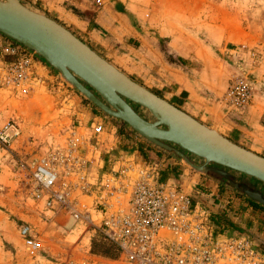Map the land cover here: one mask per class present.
<instances>
[{"label": "rangeland", "instance_id": "1", "mask_svg": "<svg viewBox=\"0 0 264 264\" xmlns=\"http://www.w3.org/2000/svg\"><path fill=\"white\" fill-rule=\"evenodd\" d=\"M20 1L65 27L131 80L165 101L164 97H169L165 94L167 89L155 92L154 85L160 88L172 84L169 90L173 91L184 87L186 78L198 82L197 88L207 98L206 106L213 103L222 107L218 118L221 126L208 125L213 118L208 108L194 111L195 117L183 112L246 150L255 140L264 145V0ZM14 43L0 34V69L12 62L13 57L6 50ZM28 50L44 68L38 69L40 82L30 95L0 90V129L11 120L21 126L18 138L6 145L0 143V264H111L117 251L95 227L98 220H92L95 226L82 221L72 225L61 217L54 221L52 213L34 205L28 173L32 163L63 142L70 129L89 133L92 124L102 123L104 141L107 133L113 131L115 153H111L112 158H105L107 168L117 165L115 158L119 155L134 154L126 153L133 151L129 139L138 143L139 150L149 141L96 107L38 54ZM44 70L50 71L52 79L45 78ZM239 77L253 87L252 100L244 110L233 109L225 98L228 85ZM254 103L261 106L262 113L252 126H244V112ZM129 104L145 121H155L147 109ZM247 127L252 135L242 130ZM92 143L96 146L98 142ZM173 147L198 166L205 163L204 159ZM253 153L264 157V149ZM167 154L161 153L166 158L161 163L171 158L173 167L179 170L168 173L174 180L171 182L180 183L179 176L186 170L185 187L188 191L190 186L193 188L194 201L198 203L201 196L202 209L211 217L217 215L228 221L226 230L230 234L246 233L264 250V209L255 207L242 191L253 189L264 198L262 182L208 163L207 167L228 173L224 180L213 173L215 176L195 171L182 159ZM138 160L151 159L149 154L140 153ZM208 181L215 185L214 190L206 185ZM23 225L31 227L41 242L40 249L24 245L19 236Z\"/></svg>", "mask_w": 264, "mask_h": 264}, {"label": "built area", "instance_id": "2", "mask_svg": "<svg viewBox=\"0 0 264 264\" xmlns=\"http://www.w3.org/2000/svg\"><path fill=\"white\" fill-rule=\"evenodd\" d=\"M6 52L13 60L0 69V90L30 95L43 66L20 44H10ZM252 96V84L243 77L225 92L235 110L246 109ZM90 129H70L29 170L32 201L52 213L54 221L61 217L72 225L82 221L95 226L92 220H98L95 227L117 251L111 264H264V250L253 238L222 232L185 185L161 181L156 163L119 155L117 165L94 179L88 171L95 153L92 141L105 130L102 123ZM20 135V124L8 121L0 129V143ZM19 236L26 247L41 248L30 226L23 225Z\"/></svg>", "mask_w": 264, "mask_h": 264}, {"label": "water", "instance_id": "3", "mask_svg": "<svg viewBox=\"0 0 264 264\" xmlns=\"http://www.w3.org/2000/svg\"><path fill=\"white\" fill-rule=\"evenodd\" d=\"M0 34L34 51L104 113L126 123L155 146L175 153L195 171L227 178L225 171L207 167L213 163L264 184V157L232 143L134 82L65 27L26 8L20 0H0ZM129 103L147 109L155 121H145ZM172 145L205 163L194 165ZM242 191L264 206L261 193Z\"/></svg>", "mask_w": 264, "mask_h": 264}, {"label": "crops", "instance_id": "4", "mask_svg": "<svg viewBox=\"0 0 264 264\" xmlns=\"http://www.w3.org/2000/svg\"><path fill=\"white\" fill-rule=\"evenodd\" d=\"M44 71L45 72H42V73L45 74V78L48 79V77L49 78L51 77V79H52V76H50V71H46V70H44ZM51 72H53V71H51ZM186 80H188V82L184 81V87H179V88L177 87L173 91L169 90V87H171L172 84L166 83V84H163V86L160 88L157 85H154L155 88L157 89V91H155V92L160 91L163 93V92H165L164 89H167L165 94L168 95L169 97L165 96L164 98H166V100L169 101L175 107L185 111L186 113H188L189 115H191L193 117H195V115L193 114L194 111H199V110H202L204 108H208V110H211L209 112H212V117H213L212 122L208 125L221 126V122L219 121L218 118L221 117L220 114L223 112L222 107L220 105H215V104H214L215 105L214 106L213 103H211L212 106L207 107L206 106L207 98L205 97V94L202 93L203 92L202 89H200L199 87L197 88V86H196L197 84L199 85V83L198 82L195 83L194 81L190 82L189 78H186ZM261 113H262L261 106H258L257 103H254L253 105H251L249 107L248 110H246V112H244L245 118L242 121L246 120V124H243V125L244 126L248 125L249 127L252 126L254 123H256V121L260 117ZM249 127L244 128L242 130L247 135H252L251 128H249ZM218 132L221 133L220 131H218ZM107 134H108V139L107 140L105 139V141L101 138L102 136L95 137V141H97L98 143L95 146V153H94L92 162L88 166L89 174L92 177H94V179H97V180L99 178H101L102 175L108 169L107 166L105 165V163H107L105 161V158L107 157L108 159H110V158H112V154L115 153L116 140L113 137V131L109 132ZM130 136H132V135H130ZM133 138L136 139V135H134ZM129 141H130L129 142L130 147H131V145H133L132 146L133 151L131 150V151L126 152V153H130V152L134 153L133 158L135 159V161L137 163L139 162L138 156L140 155V153H147L150 155V159H151L150 161L159 165V169L163 170L162 171L163 173L161 174V181H163V182L174 181L170 178V176H168L169 175L168 173H175L174 171L178 172L179 170L173 167V165L171 163V160H172L171 158L168 159L166 161V163H163V162L161 163L162 160H166V158L163 155H161V153H168L167 155L173 154L174 156L178 157L175 153L168 152L165 150L161 151V150L157 149L156 147H154V145H152L149 142L148 143L143 142L145 144V146L141 145V147H140L141 150H139L138 143H134L131 139H129ZM138 141L140 142V140H138ZM138 141L136 140V142H138ZM250 141H252V140H250ZM250 143H251V146L247 147V148L253 152L258 153L259 150L264 149V145L257 144L256 140L253 142H250ZM173 148L175 149V147H173ZM105 154L107 156H105ZM261 155L264 156V154H261ZM190 162H192L194 165H197V163L195 161H190ZM185 172H186V170L183 171V173L179 176V179L181 178L180 183H182L183 185L186 184V182H185L186 177L184 176ZM209 174L213 175L211 173H209ZM213 176H215V175H213ZM212 178H215V177H212ZM227 179L228 178H224V180H227ZM217 183H219V182H217ZM206 185L210 186L214 190L215 185L212 184V181L206 182ZM192 189L193 188H191V186H190L189 192L191 193V195L194 198V195L192 194ZM213 190L211 189V191H213ZM251 190H253V189H251ZM211 195L212 194H208L207 196H211ZM198 198H199L198 203H200L201 202L200 200L202 197L200 196Z\"/></svg>", "mask_w": 264, "mask_h": 264}, {"label": "trees", "instance_id": "5", "mask_svg": "<svg viewBox=\"0 0 264 264\" xmlns=\"http://www.w3.org/2000/svg\"><path fill=\"white\" fill-rule=\"evenodd\" d=\"M250 201L255 207H259V208L264 209V207L259 205L258 203L254 202L252 200H250ZM212 220L215 222V224L217 226H219V228L222 229L221 230L222 232H225L226 234L230 235L229 230H226V227L228 226V221H226L224 218H221L220 216L217 217V215H215V216L213 215Z\"/></svg>", "mask_w": 264, "mask_h": 264}]
</instances>
